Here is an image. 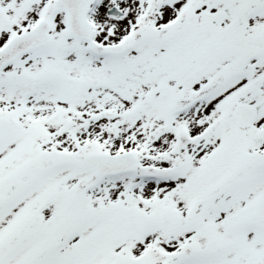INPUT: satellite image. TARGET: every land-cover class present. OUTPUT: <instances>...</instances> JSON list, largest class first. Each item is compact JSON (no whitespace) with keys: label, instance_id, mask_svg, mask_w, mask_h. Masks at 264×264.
<instances>
[{"label":"snow or ice","instance_id":"snow-or-ice-1","mask_svg":"<svg viewBox=\"0 0 264 264\" xmlns=\"http://www.w3.org/2000/svg\"><path fill=\"white\" fill-rule=\"evenodd\" d=\"M0 264H264V0H0Z\"/></svg>","mask_w":264,"mask_h":264}]
</instances>
